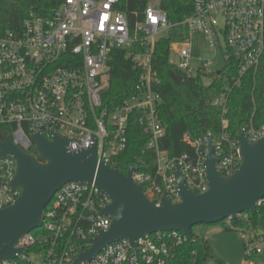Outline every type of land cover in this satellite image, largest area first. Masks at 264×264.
Instances as JSON below:
<instances>
[{"label":"built area","instance_id":"obj_1","mask_svg":"<svg viewBox=\"0 0 264 264\" xmlns=\"http://www.w3.org/2000/svg\"><path fill=\"white\" fill-rule=\"evenodd\" d=\"M122 2L56 0L48 14L30 10L18 28L0 27V125L10 128L1 134H11L15 143L31 152V134L41 131L51 138L56 131L70 140V150L95 145L98 160L118 170V158L128 144L129 121L134 117L148 136L146 148L155 151V159L152 171L135 164L133 179L157 206L162 204L164 194L171 202H179L177 169L189 190L202 193L208 189L206 137L212 139L217 168L225 176L240 164L239 143L227 133L213 138L210 132L200 137L186 132L182 140L192 152L171 157L160 148L165 127L159 115L160 78L153 67L155 43L181 34L182 39L170 43L169 61L183 76L199 75L205 84L220 76L234 60L237 74L213 100L225 110L230 88L240 86L243 76L260 65L264 0H192L191 13L180 21H171L158 2L150 0L141 13L134 12L133 23L120 9ZM194 36H201L212 54L196 53ZM114 49L126 51L138 74L131 96L106 106L102 90ZM218 50L224 64L217 69ZM171 54L176 56L175 61L170 60ZM226 125L223 120V128ZM241 131L254 142L264 135V125L255 127L250 122ZM15 169L12 156H0V208L13 202L19 193L11 191ZM110 202L109 195L94 183L65 182L44 210L42 230L34 229L23 236L16 247L24 250L0 260V264H72L90 247L88 238L109 228L113 217L100 211ZM261 209L264 197L257 200L253 213ZM253 213L243 211L223 219L231 227L234 222L238 223L236 227L241 226L246 247L242 264H256L252 257L264 254V232L252 224ZM188 240L185 233L176 230L143 234L135 239V247L122 238L105 245L84 264H170L177 248ZM188 264H198L196 251H192Z\"/></svg>","mask_w":264,"mask_h":264},{"label":"water","instance_id":"obj_2","mask_svg":"<svg viewBox=\"0 0 264 264\" xmlns=\"http://www.w3.org/2000/svg\"><path fill=\"white\" fill-rule=\"evenodd\" d=\"M52 134L51 138L41 131L31 134V152L15 143L11 134L0 136V156L10 155L16 162L11 191H19L13 202L0 208V260L24 250L16 245L27 233L42 226L47 204L68 181L94 183L107 193L111 202L100 214L113 217L108 229L88 238L90 247L78 254L72 264H84L105 245L122 238L135 247L137 237L158 231H181L193 242V226L216 224L243 211L253 213L257 200L264 197V135L254 142L244 131L236 136L240 164L229 176L218 170L212 139L206 137L204 166L208 189L202 193L189 190L177 169L181 200L171 202L164 194L162 204L157 206L133 179L135 164L123 174L98 160L95 145L70 150L67 137L56 131Z\"/></svg>","mask_w":264,"mask_h":264},{"label":"trees","instance_id":"obj_3","mask_svg":"<svg viewBox=\"0 0 264 264\" xmlns=\"http://www.w3.org/2000/svg\"><path fill=\"white\" fill-rule=\"evenodd\" d=\"M150 0H123L120 9L125 11L131 23L135 22L134 12L141 13ZM158 6L167 13L171 21H180L191 13L192 0H156ZM56 0H0V27L2 29L18 28L25 15L30 10L48 14L54 7ZM179 36L163 37L156 41L153 67L160 78L157 87L162 96L159 115L165 135L159 141V146L168 151L171 157L184 152H192V148L183 142L184 133L200 137L207 132L213 138L227 133L235 138L245 124L252 122L255 127L264 125V53L260 65L255 72L247 73L242 78L240 86H232L227 93L225 110L213 104L230 78L237 74L234 60L227 64L220 76H215L209 84H205L201 76H183L177 67L169 61L170 43ZM107 84L102 90V102L112 106L131 96L137 79V69L133 61L122 49H114L108 61ZM182 76V80H179ZM223 120L227 125L223 128ZM9 126L0 125L2 131H9ZM148 136L144 135L131 117L128 125V144L126 150L119 156L117 168L124 172L131 164L139 169L152 171L154 168L155 151L146 148ZM143 189V187H142ZM250 219L257 227V213ZM238 223L234 222V226ZM192 227L194 241H186L179 246L172 257L170 264H188L192 251L198 255V264L201 263L200 254L209 253L208 241L198 237ZM232 230L230 227H226ZM36 228L33 232L41 231ZM27 264V263H24Z\"/></svg>","mask_w":264,"mask_h":264},{"label":"rangeland","instance_id":"obj_4","mask_svg":"<svg viewBox=\"0 0 264 264\" xmlns=\"http://www.w3.org/2000/svg\"><path fill=\"white\" fill-rule=\"evenodd\" d=\"M193 49L196 53L212 54L207 49L205 41L201 36L193 37ZM170 60L175 61L176 56L171 54ZM215 62V68L217 69L221 68L224 64L220 50L216 54ZM257 214V227H254L264 232V211ZM229 225L226 220H222L216 224H197L194 226V233L198 237L208 241L210 246L209 253L203 252L200 254V264H242L246 254V247L240 233L241 226L231 227ZM226 227H230L232 230H228ZM252 260L256 264H264V254L253 256Z\"/></svg>","mask_w":264,"mask_h":264}]
</instances>
